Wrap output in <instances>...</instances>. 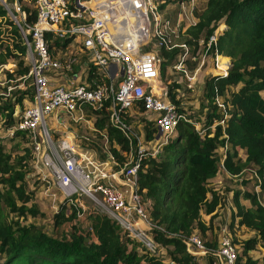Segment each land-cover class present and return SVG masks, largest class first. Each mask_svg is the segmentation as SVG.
Instances as JSON below:
<instances>
[{"label":"trees","instance_id":"1","mask_svg":"<svg viewBox=\"0 0 264 264\" xmlns=\"http://www.w3.org/2000/svg\"><path fill=\"white\" fill-rule=\"evenodd\" d=\"M9 1L18 4L19 9L11 8V12L20 25L24 22L20 11L25 12L26 23L35 21L34 7L25 5L24 0H6ZM178 1L154 0L161 10ZM7 13L0 3V18L6 20L11 39L0 43V65L11 59L15 67L7 71L8 79H24L30 86L13 89L11 97L0 94V112L4 114L5 126L9 129L17 123L23 111L20 109L23 100L32 98L33 89L28 75L30 64L26 58V45L17 22ZM214 32L216 40L208 46L206 42ZM202 38L205 43L200 45L198 40ZM71 40L69 36L49 35L47 38L52 54L60 50L61 59ZM173 41L187 45L185 62L191 55L199 53L210 59L220 54L229 57L231 65L226 74H207L203 79L201 128L195 126L199 121L177 105L179 85L172 83L168 87V99L186 119L178 120L172 131L175 135H169L157 155L142 156L138 185L145 190L149 217L166 230L150 229L163 252L150 253L140 247L116 220L98 207L91 208L79 219L76 206L69 204L67 199L59 203L51 217L53 232L34 222H26L29 215L34 217L43 213L31 201L33 191L27 185L26 160L32 156V139L27 131L13 129L10 138H23L28 146L22 147V153L12 155L0 139V264H164L165 257L178 263L197 264L196 255L189 251L186 239L168 233L177 232L186 237L198 231L204 243L214 247L218 243L219 227L214 241L205 238L211 224L227 225L233 243L240 248L235 264H257V259L249 251L257 245L264 249V0H206L197 20L181 23ZM184 51L178 45L159 46L160 76ZM91 77L104 81L102 73L98 74L93 68L88 70V79ZM107 103L98 109H86V117L92 119L97 130L94 131L96 136L90 137L93 141L89 146H96L101 138L98 131L104 132L115 161L123 164L127 160L123 152L129 150V141L109 122ZM139 111L143 112L142 107ZM131 117L128 116L129 123ZM141 117L134 123L143 128L146 139L154 138L156 128L153 121L144 115ZM83 141L88 143L90 140ZM249 165L255 166L251 177L259 184L258 192L226 187L219 192L211 181L222 172L238 177ZM244 181L240 184L244 185ZM227 199L233 207L231 214L226 223L217 224L216 220L221 216L218 209L226 205ZM242 200H247L249 206H245ZM203 214L209 216L208 222ZM64 223H69V229L57 233L56 229ZM242 226L253 231V235L245 239L235 237L234 231ZM206 254L215 258L210 252ZM262 259L264 264V254Z\"/></svg>","mask_w":264,"mask_h":264},{"label":"built area","instance_id":"2","mask_svg":"<svg viewBox=\"0 0 264 264\" xmlns=\"http://www.w3.org/2000/svg\"><path fill=\"white\" fill-rule=\"evenodd\" d=\"M0 1L8 10L6 0ZM91 2L92 0H34V22H25L24 11L21 18L23 25L15 18L26 45V58L30 64L28 75L33 92L17 123L8 131L10 134L13 129L28 132L33 149L39 153L42 161L45 171L42 180L47 182V190L51 184L55 186L63 200L67 199L69 204L76 206L79 219L91 208L98 207L116 220L127 236L137 241L140 247L150 253L163 252L150 229L157 227L166 230L162 225L154 223L148 215L145 190H141L138 185V168L142 156L157 155L161 145L168 141L178 120L186 117L168 99V90H158L156 79L159 57L150 51L140 52V37L135 38L133 34L137 30L141 31V26L137 23L142 21L145 34L149 35L151 27L152 37L158 48L162 44L166 47H183L185 51L174 63V67L186 73L184 59L188 55L187 45L173 40L178 36L181 21L185 17L190 19L189 16L193 14L194 2L179 0L180 11L174 18L166 15L167 7L159 9L154 0ZM128 5L131 6L128 8ZM143 8L144 14H139V9ZM8 11L11 12L10 9ZM49 35L59 38L69 36L79 42L83 54L81 66L86 69L83 81L75 82L73 79L79 58L72 51L68 53L70 43L61 59L60 50L52 54L47 41ZM126 38L131 39L127 40V44ZM215 40L214 32L206 43L209 46ZM198 42L200 45L205 43L203 38ZM204 58L209 59L203 53L190 56L198 64ZM212 60L216 68L211 74H226L231 65L230 58L215 54ZM90 68L98 74L102 73L104 81L95 77L88 79ZM62 70L70 74H59ZM105 102H108L106 108L109 122L129 141V150L123 152L127 157L123 164L115 161L109 139L104 132L98 131L101 138L96 144L97 148L81 144L69 129V121L80 123L90 127L92 138L95 137L94 131L97 130L92 119L86 117V109L101 108ZM140 107L143 109L142 113L139 111ZM135 114H145L144 117L153 121L156 128L154 138L143 139L135 131L128 122V116L133 117ZM47 117L50 124L47 123ZM56 124L62 125L64 131L54 138L49 129ZM81 138L93 141L87 135H82ZM83 196L91 201L90 207L84 205ZM168 234L186 239L189 251L194 254V251L210 252L221 264H235L237 245L233 243L226 224L219 226L218 243L214 247H208L197 231L186 237L177 232ZM163 262L183 264L166 257Z\"/></svg>","mask_w":264,"mask_h":264},{"label":"rangeland","instance_id":"3","mask_svg":"<svg viewBox=\"0 0 264 264\" xmlns=\"http://www.w3.org/2000/svg\"><path fill=\"white\" fill-rule=\"evenodd\" d=\"M96 0H92L91 4L94 3ZM123 1V0H122ZM206 0H197L194 1V15H197L199 12L197 8H202ZM1 3V1H0ZM2 4V3H1ZM24 4L28 5L30 8L34 7V0H24ZM8 10L11 8L19 9L18 4L12 1L7 2ZM127 5V4H125ZM131 5H128V8ZM167 10L165 11L166 15H168L171 18H174L177 13L180 11L179 8V2L168 4ZM187 9V8H186ZM7 10V11H8ZM143 9H139V14L143 13ZM197 10V11H196ZM196 11V12H195ZM201 11V10H200ZM10 15L12 19L16 20L14 15L8 11L7 13ZM192 14V13H191ZM20 17L22 18V11H20ZM190 19L185 17L184 20L181 21L182 24L185 23H192V20H195L192 15L189 16ZM141 19V16H140ZM139 20V18H138ZM142 23V25L140 24ZM137 24L139 26L143 27V22L141 21ZM138 26V25H137ZM224 26V25H223ZM151 27H149V35L145 34L144 36L140 37L141 43L139 44V51L145 52L150 51L154 55L156 53V56L158 57V47L156 45L155 39L152 37V30H150ZM137 35V36H136ZM135 38H138V33L133 34ZM0 43H7L10 42V29L9 26L6 24V20L4 18H0ZM130 40V38H129ZM78 43L72 42L71 47L68 49V53H71L70 51H76L77 50ZM82 60V59H81ZM28 61V60H27ZM176 62V61H175ZM15 65L11 59H8L5 63H2L0 65V94L11 97L12 93L11 91L13 89H26L30 86L28 85V81L21 79H8L7 71H12L14 69ZM216 65L214 64V60L204 58L199 64L192 60H187L185 62V68L186 73L182 71L180 68H176L173 65H168L165 70V74L160 76L159 74V68L157 70V79L156 84L158 87V90L164 91L168 89V87L172 83H177L179 86V92L177 95L178 98V106L183 109V111L188 112L192 115L193 119H196L198 122L197 127L201 128L202 119H203V111L204 109L201 108V95H202V84L204 77L209 73L211 74L212 71H215ZM65 73L67 75L70 74V72L66 70H62L59 72V74ZM17 82V84H14ZM30 82V81H29ZM114 83H117V80L114 81ZM5 87V88H4ZM262 95H264V91H262ZM29 104V98L26 97L23 100V106L20 108L21 110L24 109L26 105ZM19 107V106H18ZM145 114H135L133 117H131L133 123V126L135 130L138 128L137 123L134 121H139L142 119L141 116ZM5 116L2 112H0V139L4 142L6 150L12 153V155H15L17 153H22V147L28 146V143L26 140L20 137H15L11 139L10 133L8 129L5 126ZM47 123L50 124L49 118L47 117ZM70 124V130L77 136L78 140L83 144L90 145V142H84L81 138L82 135H87L89 137H92L93 132L90 130L89 127L80 125V123H73L71 121L68 122ZM139 124V122H138ZM203 127V126H202ZM50 132L52 134L51 137H58L63 131L64 128L60 124L51 125ZM139 132V135L141 138L145 139L144 137V130L141 126L136 130ZM201 132L203 130H200ZM175 135V131L171 133V137ZM33 147V146H32ZM222 152V150H219ZM27 163V185L28 189L33 191V199L31 201L35 202L36 205L39 207L40 211L43 213L42 215L37 216H28L25 220L26 222H34L37 225H40L44 227L47 231L53 232V225L51 221V217L55 210L58 208L59 203L63 200L62 195L60 191L56 190L52 184L49 186V189L47 190V182H44L42 180V174L45 173L42 165V161L40 159L39 153L32 148V156L28 157L26 160ZM255 168V166L249 165L245 168V170L238 176V177H232L230 178V181H228L226 178L223 177V180L226 181V187L229 188H235L240 186V183L244 180V185H242V188H246L252 191H255V184L254 177L252 175V169ZM217 188L219 189V192H222L224 188V184L222 180L220 182H216ZM83 203L85 206L90 207L91 201L86 198L85 196L82 197ZM206 222H208V218H205ZM225 220V219H224ZM230 220V219H229ZM227 221V220H225ZM88 220L86 218L85 223H87ZM217 222V221H216ZM215 222V223H216ZM62 227V228H61ZM219 226H216L215 224H211L210 230L205 233V238L208 240L214 241L216 239L217 229ZM69 229V223H64L62 226L58 227L56 229L57 233H61L62 231H66ZM198 232V231H197ZM199 233V232H198ZM236 234L235 237L238 239H245L253 235V233L246 229L237 227L234 231ZM235 239V238H234ZM236 241V240H234ZM238 251L240 248H237ZM196 252L195 260L197 264H221L219 260H216V258L212 257L211 255H207L206 253L200 252V251H194ZM249 254L257 259V264H263L262 256L264 254V249L261 245H257L254 249L249 251Z\"/></svg>","mask_w":264,"mask_h":264},{"label":"crops","instance_id":"4","mask_svg":"<svg viewBox=\"0 0 264 264\" xmlns=\"http://www.w3.org/2000/svg\"><path fill=\"white\" fill-rule=\"evenodd\" d=\"M194 1H197V0H193V2ZM205 3H206V1H205ZM205 3H204V5H205ZM204 5H203V7H204ZM202 7V8H203ZM201 8V9H202ZM195 9V8H194ZM200 8H197V10L200 12V10H201ZM196 10V11H197ZM195 11V12H196ZM198 12V13H199ZM197 13V14H198ZM192 17L195 19L194 21H196L197 20V15H194V10H193V14H192ZM141 25H142V23H140ZM136 33H138V37H141L142 36V34H145V27L142 29V27H141V31L140 30H137L136 31ZM135 34V33H134ZM137 36V35H136ZM135 37V36H134ZM137 38V37H136ZM127 40H129V38H126V40H125V44H127ZM131 40V39H130ZM72 42H76V43H78V45H77V50L74 52V51H72L73 53H75L76 54V56L79 58L78 60H77V64H76V67H75V70H74V73H73V79L75 80V82H79L80 80L81 81H83L85 78H86V69H84L81 65H82V62H81V59H82V56H83V54H82V51H80V44H79V42L77 41V40H72L71 42H70V44H69V48L71 47V44H72ZM63 82V81H62ZM87 127V126H86ZM90 128V127H89ZM223 177L224 178H226L228 181H230V178H232L231 176H228L226 173H224V172H222V173H220V174H218L217 175V177H215V178H213L211 181H213V183H215L216 184V182H220V180H222V182H223V184H224V189H225V187H226V184H228V183H226V181H224L223 180ZM229 177V178H228ZM228 185H230V184H228ZM258 186H259V184H255V190L258 192ZM226 188H229V187H226ZM235 188H241V189H243L242 188V185L240 184V186L238 185V187H235ZM234 188V189H235ZM230 189H233V188H230ZM227 203H226V205L225 206H221L219 209H218V211H219V213H221V216H219L218 217V219L216 220L217 221V224L219 223V222H227V221H225V220H228V218H229V216H230V214H231V211H232V205H231V202L227 199ZM242 203L245 205V206H249V202L247 201V200H242ZM203 217H204V219L205 218H208L209 219V216H207V215H205V214H203ZM225 219V220H224ZM241 228H246V227H244V226H242ZM247 229V228H246ZM251 232H253V231H251Z\"/></svg>","mask_w":264,"mask_h":264}]
</instances>
